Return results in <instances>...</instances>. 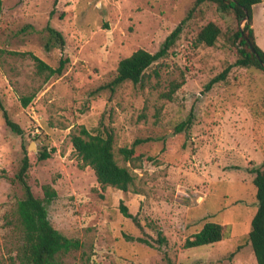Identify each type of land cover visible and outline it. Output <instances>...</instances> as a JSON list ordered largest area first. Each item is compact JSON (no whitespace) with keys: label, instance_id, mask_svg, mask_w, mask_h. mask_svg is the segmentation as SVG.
<instances>
[{"label":"rangeland","instance_id":"1","mask_svg":"<svg viewBox=\"0 0 264 264\" xmlns=\"http://www.w3.org/2000/svg\"><path fill=\"white\" fill-rule=\"evenodd\" d=\"M194 1L1 0L0 101L22 133L6 125L0 109V264H10L21 243L15 206L22 190L10 178L24 154L34 195L42 196L43 184L57 192L48 206L52 225L82 243L62 256L66 264H256L248 232L257 209L251 169L264 160V73L233 66L205 90L235 60L228 37L244 24L204 2L168 54L145 70L141 86L104 87L120 59L139 48L156 52ZM209 21L222 30L213 46L196 41ZM46 24L62 33L63 49H45ZM251 26L264 50V0L253 5ZM29 53L51 66L61 56L68 62L44 80ZM190 115V126L174 133ZM101 124L113 131L117 163L134 176L125 192L101 186L72 147L70 135L81 125L93 131ZM136 138L148 139L136 146L142 157L125 161L119 149ZM46 146L51 156L38 160ZM120 202L141 227L123 216ZM205 222L223 225L225 236L185 248Z\"/></svg>","mask_w":264,"mask_h":264},{"label":"trees","instance_id":"2","mask_svg":"<svg viewBox=\"0 0 264 264\" xmlns=\"http://www.w3.org/2000/svg\"><path fill=\"white\" fill-rule=\"evenodd\" d=\"M261 0H195L191 9L188 11L175 28L166 36L159 49L151 53L145 49L139 48L129 56L119 60L117 67L111 79L104 85L111 91L124 82L142 85L145 70L153 62L165 57L174 45L175 41L183 29V24L190 18L192 12L204 2H212L216 9L221 13H232L239 23L245 16L243 29L237 28L228 37L231 46L235 49L236 58L232 64L225 67L220 73L213 76L205 85V90H210L212 86L226 79L230 69L233 66L250 68L255 67L264 73V50L256 43L254 31L252 28V7ZM57 0H53L55 5ZM1 4V0H0ZM1 12V8H0ZM53 11L50 12V15ZM45 32L48 33L45 49L52 47L64 48L65 39L62 33L54 27L46 24ZM222 35L221 28L214 22L209 21L203 25L196 34V41L207 46H213L218 37ZM5 50L0 49V53ZM23 54V53H21ZM35 62L36 72L44 76V80L52 76L62 74L68 57H60L56 66H51L43 59L29 53ZM33 95L21 97L23 106L27 105ZM0 109L6 125L14 132L21 134L22 129L9 117L7 111L0 101ZM192 121L191 115L185 121L177 124L174 133L187 129ZM73 149L81 159L84 165L90 166L96 176L97 182L101 186H113L119 190L127 191L133 184L134 176L126 166L117 163L113 142V131L107 125L101 124L100 127L93 131L81 125L75 132L70 135ZM147 138H136L129 146H123L119 149L125 161L139 160L141 153H137L136 146ZM54 148L48 149L43 147L37 155L38 160H44L51 156ZM30 168L29 158L26 154L21 158L20 164L11 183H17L22 190V196L17 199L15 206V220L20 232L21 243L16 248L14 258L10 264H66L61 260L62 256L71 251L81 248L82 243L76 237H68L56 229L48 216V206L56 198L57 192L50 184L41 186L42 196L34 195L28 181V170ZM253 173L252 183L256 188L257 209L252 217L250 229L248 232V242L252 248L256 264H264V160L256 167L251 169ZM120 212L123 216L141 227L137 216L129 212L127 206L120 202ZM225 236L224 226L215 222H205L202 227L187 237L184 241V247H194L204 244H213L220 241ZM126 238H132L138 242L151 245L147 239L135 236L131 237L124 234ZM166 239L159 232L157 243H163ZM233 252L229 254L231 258Z\"/></svg>","mask_w":264,"mask_h":264},{"label":"water","instance_id":"3","mask_svg":"<svg viewBox=\"0 0 264 264\" xmlns=\"http://www.w3.org/2000/svg\"><path fill=\"white\" fill-rule=\"evenodd\" d=\"M247 20V16H245L241 21H240V23H243L244 24V22ZM243 26L244 25H242L240 28H241V30L243 29ZM29 148H30V146H29ZM34 150H36V149H34Z\"/></svg>","mask_w":264,"mask_h":264}]
</instances>
